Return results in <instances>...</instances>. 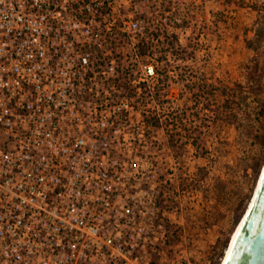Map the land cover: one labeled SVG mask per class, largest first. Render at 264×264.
I'll return each instance as SVG.
<instances>
[{"label":"built area","instance_id":"2783aa9c","mask_svg":"<svg viewBox=\"0 0 264 264\" xmlns=\"http://www.w3.org/2000/svg\"><path fill=\"white\" fill-rule=\"evenodd\" d=\"M213 1L0 0V264L164 256L163 23Z\"/></svg>","mask_w":264,"mask_h":264},{"label":"rangeland","instance_id":"374dc122","mask_svg":"<svg viewBox=\"0 0 264 264\" xmlns=\"http://www.w3.org/2000/svg\"><path fill=\"white\" fill-rule=\"evenodd\" d=\"M182 8L178 34L163 23L164 98L148 116L163 129L167 180L154 264H220L264 164V0Z\"/></svg>","mask_w":264,"mask_h":264},{"label":"water","instance_id":"95a60500","mask_svg":"<svg viewBox=\"0 0 264 264\" xmlns=\"http://www.w3.org/2000/svg\"><path fill=\"white\" fill-rule=\"evenodd\" d=\"M238 233L236 252L230 264H264V186L261 183Z\"/></svg>","mask_w":264,"mask_h":264},{"label":"bare ground","instance_id":"6f19581e","mask_svg":"<svg viewBox=\"0 0 264 264\" xmlns=\"http://www.w3.org/2000/svg\"><path fill=\"white\" fill-rule=\"evenodd\" d=\"M260 173H261V174H264V164H263V166H262V171H261ZM261 174H260V175H261ZM260 183H261V182H260V177H259L258 183L256 184L257 186L255 187L254 194H253V196H252V198H251V200H250V202H249V205H248V207H247V209H246L244 215L242 216V218H241V220L239 221V223H238L236 229L234 230V232H233L232 235H231L230 242H229V244H228V246H227V248H226V250H225L224 256H223L222 261H221L220 264H225V261H226L228 255H229V252H230V250H231V248H232V245H233V242H234V240H235V237H236V235H237V233H238V231H239V229H240L242 223L244 222L246 216L248 215V213H249V211H250V209H251V207H252V205H253V202H254L255 197H256V195H257V192H258V189H259Z\"/></svg>","mask_w":264,"mask_h":264},{"label":"snow or ice","instance_id":"6c2138e0","mask_svg":"<svg viewBox=\"0 0 264 264\" xmlns=\"http://www.w3.org/2000/svg\"><path fill=\"white\" fill-rule=\"evenodd\" d=\"M261 161H264V151L260 154ZM260 182L261 185L264 186V174L260 175ZM239 233H237V239L233 242V249L229 252L228 259L225 261V264H230L231 260L234 258L235 252H236V243H238Z\"/></svg>","mask_w":264,"mask_h":264},{"label":"flooded vegetation","instance_id":"af4514ba","mask_svg":"<svg viewBox=\"0 0 264 264\" xmlns=\"http://www.w3.org/2000/svg\"><path fill=\"white\" fill-rule=\"evenodd\" d=\"M164 138V134L162 135V139Z\"/></svg>","mask_w":264,"mask_h":264}]
</instances>
